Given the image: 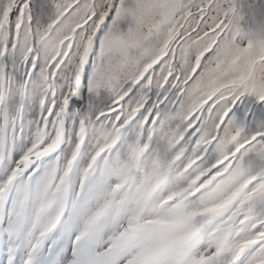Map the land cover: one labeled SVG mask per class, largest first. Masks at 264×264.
<instances>
[{
  "label": "snow or ice",
  "instance_id": "1",
  "mask_svg": "<svg viewBox=\"0 0 264 264\" xmlns=\"http://www.w3.org/2000/svg\"><path fill=\"white\" fill-rule=\"evenodd\" d=\"M0 264H264V0H0Z\"/></svg>",
  "mask_w": 264,
  "mask_h": 264
}]
</instances>
